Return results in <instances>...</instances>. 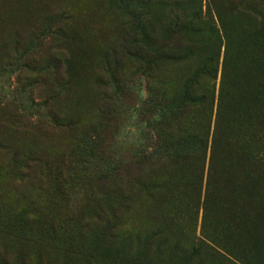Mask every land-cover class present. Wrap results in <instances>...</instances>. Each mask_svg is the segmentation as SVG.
<instances>
[{
  "label": "rangeland",
  "instance_id": "rangeland-1",
  "mask_svg": "<svg viewBox=\"0 0 264 264\" xmlns=\"http://www.w3.org/2000/svg\"><path fill=\"white\" fill-rule=\"evenodd\" d=\"M174 1L0 0V115L28 127L48 108L78 124L49 119L38 135L0 124L1 143L35 146L50 163L29 172L25 157L0 152V264H264V124L245 95L262 76L198 71L217 42L191 34ZM50 10L69 16L68 52L50 41ZM41 66L50 84L32 94L26 78ZM190 90L206 100L187 102ZM180 124L210 134L205 154L186 158ZM75 139V167L59 165ZM112 171L120 201L100 187Z\"/></svg>",
  "mask_w": 264,
  "mask_h": 264
},
{
  "label": "trees",
  "instance_id": "trees-1",
  "mask_svg": "<svg viewBox=\"0 0 264 264\" xmlns=\"http://www.w3.org/2000/svg\"><path fill=\"white\" fill-rule=\"evenodd\" d=\"M172 9H182L185 10V17L188 19L189 23L194 24L195 27L187 28L191 34L204 36H211L215 38L217 45L213 48L209 59L203 62L201 67H198V71L202 74L208 73L209 70L212 75H218L220 70L223 74V80L225 77L229 76L232 72L237 70H244L251 72L255 75L262 76L260 79H255L256 83H261L260 88L256 94L253 92H246V99L252 108L249 109L250 113L255 119H258L264 124V109L261 107V99L264 98V0H175L170 4ZM225 12L230 14V18L234 21L241 19L236 26H228L225 22ZM50 22H57L59 28L55 30L52 34L53 38L50 40L53 42H60L61 45L58 50L68 52V49H72L75 42L72 36L66 31L68 23L70 22L69 16L61 12L60 10H50L49 11ZM134 19L133 17H130ZM48 21V22H49ZM238 21V20H237ZM155 32V30L153 29ZM31 41L30 37L28 41ZM38 42V39L33 40ZM76 41V40H75ZM33 45V44H32ZM224 49V56L222 65L220 60L222 57V50ZM130 56H133L134 51L129 47ZM169 53L178 52L177 48L170 46ZM193 49H189L192 52ZM190 66V64H189ZM41 66V68H31L29 69L28 77L26 81L29 82L31 87V93L37 92L40 88L45 87L50 84L49 74L47 67ZM190 71V69H189ZM254 71V72H253ZM190 74L183 78L185 85L191 83ZM51 87V85H50ZM160 95V92H158ZM164 98L167 97V93L164 92ZM205 92H201L200 95L193 96L191 90L186 92L185 99L190 103H200L206 100ZM162 107V106H160ZM54 109V107H51ZM45 115L40 118L43 121L33 122L28 127L25 126V118L14 114L10 111L2 112L0 115V124H8L12 129L18 130L20 128L29 130L32 134H42L48 129V120H52V123L59 126H66L70 129H75L77 127V121L72 118L71 120L61 113L55 110L45 109ZM103 113V112H102ZM54 124V125H55ZM182 127V125L180 124ZM183 128V127H182ZM184 141L186 143L187 155L186 158L194 156L196 153L203 151L204 154L207 152V143L210 134L206 136H201L192 133L189 127L183 128ZM76 136V134H75ZM224 138V137H223ZM223 138L221 139L218 135L214 136L213 148H211V153L213 156L218 154L216 151V145L223 143ZM79 140L75 139V143L65 147L63 151H59L61 156L58 159L59 165H62L64 161H67L71 157V162L69 163L70 168L75 167V159L78 156V144ZM0 152L4 155L14 154L17 156L22 155L25 157L27 164L24 166L29 172H33L38 168H48L50 163H48L47 153H41L35 150V146H30V148H24L21 145L16 144V142L11 139L8 143H1L0 141ZM18 163V161H15ZM220 167V166H219ZM213 171L216 170L214 166H211ZM227 166L224 167L226 170ZM17 169V168H16ZM74 171V170H72ZM212 171V169H211ZM20 176L25 175L20 172ZM121 174H115V171L110 172L108 178L103 180L100 187L105 189L113 196L122 198L120 195V179ZM228 184V182H227ZM102 185H109L108 188H104ZM120 194V195H119ZM98 223L103 226H109L111 224L110 217L107 218L105 213H102L98 217ZM261 241H264V229L260 231ZM263 237V238H262Z\"/></svg>",
  "mask_w": 264,
  "mask_h": 264
}]
</instances>
